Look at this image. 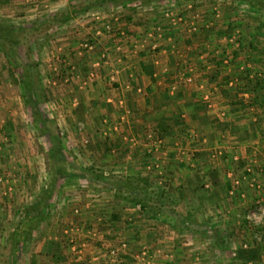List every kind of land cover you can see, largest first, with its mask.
I'll list each match as a JSON object with an SVG mask.
<instances>
[{"label":"crops","instance_id":"1","mask_svg":"<svg viewBox=\"0 0 264 264\" xmlns=\"http://www.w3.org/2000/svg\"><path fill=\"white\" fill-rule=\"evenodd\" d=\"M133 4L135 3L131 5ZM231 7L228 3L221 6V18L214 21L212 19L211 0L197 4L196 9L203 19L202 24L207 23L210 27L207 29L201 28L199 33L189 36L182 27L170 30L165 24H162V20L153 22L152 13L154 11L149 5L140 6L137 4L135 8L132 7L133 11H130L127 6H119L116 11H119L120 28L125 31L127 38L131 37V34L134 35L132 39H129L130 41L123 44L122 52H114V46L117 42H113L104 36L94 42L95 47L98 44L101 46L96 49L97 51L92 54L86 52V59L85 56L82 57L83 54H80L79 57L83 60H76V63L72 64L73 70L79 73L81 66L88 68L92 63L90 59L94 60V56L96 57L101 50L108 48L112 52L109 55L111 57L110 64L119 67L123 73L120 82L113 83L118 92L111 90V95L106 94L104 100H98L101 104H106L113 111H111L112 114L117 113L116 118H114L115 122L110 118L108 120L107 108L99 107L105 116L103 117L104 121H110L111 127H107V135L104 138L100 137L101 133L99 131L102 132V130H98L90 138L84 137L81 145L86 148L89 144H97L98 140L107 142L105 138L108 137V141L111 140V143L118 147L116 150L120 151L122 147V151L119 154L117 153L116 156L114 148H112L108 152L113 153L112 156L107 155L111 160L105 158L106 153H96L95 159L94 155L93 158L88 155L90 156L89 160H86L88 166L91 163L95 164V160L97 162L101 156L103 163L109 161L116 163V166L108 165L105 168L96 165L101 169L107 180L108 176H112L114 180L119 178H146L148 182L146 190L149 192L148 196L153 199L156 196L152 192L162 190L161 193L164 197L156 203L157 205L151 204V210H154V212L151 211L149 215L146 214L145 220L139 221L145 224V230L139 229L137 231L140 234H135V237L139 238L134 245H145L149 249L153 259L152 264H170L171 258L180 264H264L262 246L251 243V241H254L252 239L253 232L249 231L250 229H247L243 222V215L252 204L253 197L262 196L261 191L245 186L246 179L244 180L245 177L241 175L242 172L243 176L246 175L244 170L241 171V176H239L241 182L235 187L233 186L234 182L232 183L229 178V173H226L227 166L236 165L245 168L242 162L246 164L247 161L253 160L255 167L261 169L257 179L261 180L264 185V136L262 130L259 133L261 138L259 136L254 140L251 138L253 135L252 128L257 127L255 125L258 122L257 118L260 119V129L264 130V106L260 105L259 101L253 103L255 94L253 96L251 91V93L236 94L235 88L226 87L225 89L219 84L220 80L234 79L238 83V87L241 88L243 85L241 81L245 80L244 77L246 76L244 75L246 74L250 79H252V76H259L264 80V66L261 69L255 67L256 69H253V72L248 73L247 71L251 68L247 64H243L244 60H237L241 57H238L241 53H238L234 60H228L226 63H224L225 60H220L219 55H215L219 52L217 41L219 33L225 28L227 31L232 29V27L228 28L227 26L229 22L238 21V10ZM257 15L254 14V16ZM136 19H138V22L143 23L141 25L135 24ZM249 24L251 25V23ZM154 28H160L163 35L155 39L157 48L151 50L150 47H147L150 39L146 38L145 32L153 31ZM134 42H137V44L143 43L144 47L134 51ZM67 45L69 46V44ZM76 48L71 49L76 50ZM61 49L62 47H57V51ZM52 57L58 65V71H60L59 66L62 64L60 57L57 55H52ZM118 57H122V59L118 60ZM259 61L263 62L264 60H255V62ZM255 62L253 63L255 64ZM69 65L70 60L68 61ZM103 69H99V76L100 73H104L102 72ZM213 73L215 76L212 79ZM179 75L191 77L193 79L192 83L187 85L182 83ZM81 81H86V78L82 77ZM95 83L94 89H99V80ZM200 85H202V89L199 88ZM84 89L88 88L84 87ZM101 90L102 86L100 84ZM205 91L210 93L211 108L206 107L201 99ZM93 92L96 91L93 90L91 93ZM225 93L228 96H237L236 100H241V105H235L238 101H235L232 97L229 98L227 95L225 96ZM246 96H249V101H246ZM75 101L72 104L73 108L70 106V110L73 112L81 103L78 99ZM244 102L251 104L247 105ZM82 103L86 111L83 114L85 124L86 114L91 108L88 107L85 101L82 100ZM133 112L141 115L145 113L149 116L154 115L148 118L150 121H139L138 117L137 120L133 121L125 120L124 122L122 120V116L125 117V114L129 113L132 115ZM159 118H176L179 120V124L171 125L174 135L169 139H165L164 149L158 151L160 155H157L159 159L156 161L161 172L160 175H157L151 170L150 162L153 157L150 158L147 155L146 159L143 151L146 149L148 154L147 148L145 143L143 144L144 140L141 143L140 139L144 138L145 133L154 129L155 122ZM6 120H8L6 117L1 120L4 137L0 136V154L2 151L3 155H7L8 149L11 147L9 141L13 142L10 134L15 133L14 130L9 132ZM116 122H119L118 126L115 125ZM181 125L185 127L186 134H178L182 128ZM112 130H117L118 133L112 132L113 134L117 133V135H111ZM8 135L10 138H8ZM3 139H6V142H3ZM63 140L65 141L67 138L65 137ZM67 143L69 142L67 141ZM140 145H142V148H140ZM216 149L223 152L220 158L211 157ZM114 157L117 158L114 160ZM233 157L237 160L233 161ZM26 159L28 160L25 156L24 160ZM73 163L71 165L78 170L87 167L85 163L80 164V166H76L75 162ZM20 165L18 164V167ZM22 166L21 169L19 168L20 173L18 175L26 177L24 162ZM74 176L81 183L77 182L71 188L80 190V192L85 190L89 194L88 191L93 185L88 184L84 178L77 177L76 174L72 177ZM161 176L163 178L159 179L158 182L153 178L156 177L157 179ZM23 180L24 178H22ZM161 181L162 184H160ZM153 184H159L157 190L152 189ZM205 184H208V188L204 187ZM79 187L82 190L78 189ZM108 191L110 193L109 198L114 200V191L110 188H108ZM229 191H233L236 199L229 198ZM241 191L246 193V200L242 202L237 200ZM93 202L94 200L90 201L87 204L88 206L86 205V207H90V211L95 208ZM160 204L163 205L162 210L155 208ZM105 211L104 213H109V215L97 218L95 224L93 223L94 217L85 218L83 224L75 220L77 216L70 220L74 227L79 228L80 231L82 230L83 238L87 239L85 240L87 244L90 243L99 248L97 252H94L95 254L99 253L103 244L110 245L107 241L112 240H109L107 236H102L109 233L107 229L102 232L101 229L96 228L99 220L107 221L112 212L119 211L122 219L125 218V215H128L130 225L141 227L139 222H135V220L145 217L144 214H137L135 206L129 203L124 204L121 209L110 206ZM85 229L88 231H85ZM262 230H264V223ZM93 233H96L95 236H92ZM143 236L149 237L152 241L150 245L142 241L145 240ZM117 239L125 240L122 234L117 235ZM95 242L99 243L95 244ZM126 242H128L129 248L127 256H125V264H131L134 261L132 256L139 249L131 252L130 248L132 246L129 241ZM242 242H250L249 248L246 250L240 249L239 246Z\"/></svg>","mask_w":264,"mask_h":264},{"label":"rangeland","instance_id":"2","mask_svg":"<svg viewBox=\"0 0 264 264\" xmlns=\"http://www.w3.org/2000/svg\"><path fill=\"white\" fill-rule=\"evenodd\" d=\"M74 1L84 2L86 0H9L8 2L0 1V18L5 19L6 21L14 25H22L25 23L27 24L32 20H36L37 18L39 19L40 17L46 15L48 12H53L58 8H65L69 2H74ZM108 9H113V6L109 3L101 8L100 7L92 8L86 14L78 18H74L71 21H69L67 24L62 25L64 26V28L62 26H58V28H55L56 26L50 28L47 32L48 37H45V35L43 36L39 35L42 34L43 30L41 31V33L34 32L32 34L33 38L31 39L30 42L31 48L33 49L32 58L36 59L35 61H38L39 64L38 69L40 70V75L42 76L41 86L45 88L46 94L48 95V101L44 106H42V109L47 114L48 118L54 121V124L57 126L56 128L59 131L60 135L62 136V139L65 137L67 138V140L63 141L66 143L65 146L67 147V151L69 152L67 153V157L71 158L72 161L75 162L76 166H80V164L83 163L87 165L86 160H89L90 156L93 158V155L95 159L96 153L98 154L100 152L101 154L106 153L105 158L108 159H110V157H107V155L112 156L113 154V153L110 154L108 152L101 151L99 149L98 150L92 149L89 146L85 148L83 145H81V143L83 142L84 137L90 138L92 134H96V132H98V130H101L102 127L105 126L104 127L105 129L106 127H111L109 123L110 121H108L109 118L113 119V122H115L114 118H116L117 113L114 112L112 114L113 111L108 108L106 110V112H108L106 113L108 120H105V124H103L104 121L103 117L105 116L101 112V108L92 107L90 102L100 99L104 100L103 98L106 97L105 96L106 94L111 95L112 93L111 90L116 91V88H114L113 84L108 83L106 79V76H108L107 74L108 70L110 68H116V67L108 65L106 68L104 65L100 66L99 69L104 68L102 71L104 73H100V76H99V71L97 73L98 76L97 80H99L102 86L101 91H100V84L98 85L99 89L97 88L94 89V85L96 84L95 82L97 80L81 81L82 77L86 78L87 73L89 71V66L88 68L81 66L79 73L73 71L72 72L73 75H69V77H66L67 71L71 67H73L72 64L76 63V60H83V58H80L79 56L83 54L82 55L83 57L85 56V54H87L85 50L83 49L80 50L79 46L84 42H90L91 34L93 32V27L98 25V23L96 24L92 21H89V19L91 18L90 14ZM151 9L154 11L152 13L153 14L152 21L153 22L160 21L161 17L158 11L159 7L154 8V6H151ZM254 14L255 12H253L252 15L251 13L245 14L243 16V19L241 20L242 21L241 26L238 27L240 30L242 46L240 49L241 54L238 56L241 57L237 60H241V61L244 60L243 64L244 65L247 64L251 68L250 70L247 71L248 73L253 72V69H256L255 67L261 69V67L264 66V61L255 62V60H264V20L260 19L263 22V25H261L260 22H258L259 16L258 15L254 16ZM137 22L138 19H136L135 24L141 25L143 23V22L142 23L140 22L137 23ZM245 22L247 25L245 24ZM249 23H251V25ZM231 27H237V26L232 25ZM131 35L132 36L129 37V39H132V37H134L133 34ZM44 37L45 39L47 38L46 41ZM35 38H37V40ZM96 41L97 40H95V42ZM251 43L253 44L252 48L254 49L248 47V45ZM67 44H69V46ZM57 47H62V49L60 51H57ZM63 47L65 48L63 49ZM73 47L74 48L77 47L76 50L75 49L72 50L71 48ZM98 47H101L100 44L96 45L94 50L97 51L96 49ZM79 53H81V55ZM52 55H57L60 57V60H65V62H61L62 64L61 66H59L60 71H58L59 69L57 68L58 65L55 62ZM86 56L84 57L85 59ZM69 60H70V65L68 66ZM90 60L93 61V59ZM252 61L255 62V64ZM108 64H110V60H108ZM111 65L113 64L111 63ZM8 69L9 66L6 60H4L3 55L0 53V136H2V138L4 137L2 130L3 127L1 126L3 124L1 120L4 119V117L8 118L14 123V131H15L13 135L10 134L13 142L8 140L11 143V147L10 149H8L7 155H3L2 151L0 154V176L4 175L7 181H9V183H11L13 186V192L10 195L8 194L6 196L2 194V192H4L5 190H3L2 186H0V264H54L52 259L46 256L45 254V250H46L45 248L51 240L61 238L62 234L66 237L65 239L67 240L68 243H69L70 234L73 237H75L74 241H76V243L77 242L84 243V241L87 240L83 238L82 231H80L79 228L74 227V224L70 221L72 218L77 216L76 218H78L77 220L79 221V223L83 224L85 218L94 217L93 223L95 224L97 222V218L109 215V213H104V212H106L105 210H108L110 206L116 207L117 209H121L126 203V201L122 199H115V197L114 200L109 198L110 193H108L109 192L108 188L101 185H93L92 187H90L91 189H89L90 191H88L89 194L85 190H83V192H80V190L79 191L73 190L71 187L76 185L77 182L79 183L81 182L75 176H74L75 178L72 176L67 177L64 174V176L61 177L62 180L60 181L61 188L57 190L55 193H53L51 200L48 203L49 205L47 206V212L49 211V215L47 216L46 220L42 221L40 224L37 225V227L31 233L30 238L26 242L18 244L17 246H13V243L11 242V234L18 224L17 220L19 219V216H22L23 212L25 211L24 209L26 207H29V205L32 204L36 198L39 197V193H40L39 190L42 189L44 187L43 185H45L49 180V174L48 171L46 170L47 167L45 164L46 158L43 156V153H41L42 146L44 145V140L42 138H39V136H37V130L34 127V125L26 120L24 114V105L20 97L19 90L15 85L12 84V80H10L9 75L7 73ZM117 69L119 70L118 77L121 79L123 73L119 67ZM66 79L67 81H65ZM84 87L88 89L85 90ZM93 90L96 92L91 93ZM117 92L118 91H116V93ZM251 92L254 96V92L253 91ZM77 99L79 101L82 100L85 101L88 107L91 108L90 111H88V114H86L87 116L85 121L86 128L83 121V116L81 119H79L78 113H74L73 111L70 110V106L71 108H73L72 104L76 102L75 100ZM246 101H249V96L246 99ZM87 105L85 106L87 107ZM231 105L234 106L233 104ZM235 105H239V104H235ZM153 115L154 114L149 116L146 113L141 115L139 113L133 112L132 115L131 113H129L125 117L122 116V120L124 122L125 120L133 121V120H137L138 117L139 121H147L149 120L148 118L153 117ZM79 122L82 123L83 125L82 130H78L77 128V124ZM118 124L119 122L115 123L116 126H118ZM255 125H257V127L256 126L255 127L258 128L257 129L258 132L257 131L253 132V135L251 136L253 140L258 138V136L259 138H261L259 135V133L261 132L260 130H262L264 136V130L262 128L260 129V121H258ZM51 131H53L52 127H51ZM112 132H117V130H112L111 133ZM117 133L115 134L112 133L111 135L115 136L117 135ZM105 136L106 135L103 134L100 137L104 138ZM8 138H10L9 135ZM144 139L146 138L140 139V142L142 143L143 142L142 140ZM67 141L69 143H67ZM145 142L146 140H144L143 144ZM140 148H142V145H140ZM121 149L123 148L121 147ZM121 149L120 151L114 150L115 151L114 154L115 155L117 153L119 154V152L122 151ZM154 154L160 155L158 150L154 152ZM25 156L28 158V160L27 159L24 160ZM116 158L114 157V160ZM23 162H24V167H25L24 172L26 174V177H20L18 175V173H20L19 168L23 167L22 166ZM18 164L19 165L22 164V165L18 167ZM95 164L97 166H101L104 168L108 165L116 166V163L114 161L103 163L101 156L99 157L97 162L95 160ZM242 164H244L245 168L243 166L242 168L241 166L238 167L236 165L235 166L230 165V167L227 166L226 173L227 172L229 173L230 176L229 178L232 180V183L234 182L233 184L234 187L239 185V184L235 185V182L240 183L241 181L239 176L242 175V177H245L243 179L244 180L246 179L245 186L247 188L248 187L252 188L250 187L248 181L250 179L249 176L260 175L261 169L260 167L257 168L255 167L253 160L247 161L246 164L245 162L244 163L242 162ZM240 168L242 169L240 170ZM247 168L251 169V172H247L249 176L248 175L243 176V172L240 175L241 171L243 170L245 171L247 170ZM108 177H109L108 179L110 180L113 179L112 176H108ZM22 178H24L23 181ZM153 178L155 179V181L158 182V180L162 179L163 177L161 176L160 178L157 179L156 177ZM110 180H106V181L110 182ZM256 183L264 187L261 180L256 181ZM160 184H162V181L160 182ZM77 186H83V185H77ZM158 187L159 184L156 185L153 184L152 189L157 190ZM78 189L81 188L79 187ZM155 193L157 192L154 191V194ZM240 193H243L245 197L243 199L239 197L237 198V200L242 202L243 200H246V193L244 191H241ZM234 196L235 195L233 194V196L229 198L233 197L236 199V197ZM260 199H262L261 203L260 201L257 202ZM92 200H94L93 204L95 205V208L92 209L94 210L93 212L92 210L91 211L89 210L90 207H86V205L89 204L90 201ZM258 204H260V206H258ZM262 206H264V195L253 197L252 204H250L249 209L246 210L245 214L243 215L244 216L243 222H245L244 218L248 213L247 211L254 210L255 208L256 209L259 208L260 210H262L263 208ZM74 209L78 210L77 214L73 212ZM19 211L21 212L20 214H18ZM117 214L119 215L120 218L117 221H115L114 226L110 228V230H108L109 233L107 234V238L109 240L110 239L112 240L107 242L109 244H115L118 240L117 235L122 234L124 238H126L129 241L130 245L132 246L130 248L131 252H135L137 249L141 248L142 246H145V245L135 246L134 244L137 243L136 240L139 238V237H135V234H140L139 231L137 230L141 229L143 231L146 228V226H144L145 225L144 223L139 222L145 220L146 214H144L145 217L136 219L137 221L135 220V222H139L141 227L140 226L135 227L133 226V224L130 225L129 222L127 221L128 215H125L124 216L125 218L122 219L120 215L121 213L119 211L117 212ZM245 227L247 229H250L249 231L253 233L255 231H257V233L260 231H262L261 233L264 232V230H262L263 225L260 228H248L245 223ZM85 231L88 230L85 229ZM131 237L133 238L135 237V238L132 239ZM143 238L145 240L142 241L150 245V242L152 241H150L149 237L143 236ZM246 242H242V243H246ZM252 242L257 244L258 246L263 245L255 241H251V243ZM248 244L250 245V242H248ZM68 249L69 246L67 248V251L64 252L65 255L67 256V261L65 264H71L72 262L76 263L73 253L71 252L70 249L69 250ZM98 249H99L98 247L93 246L91 244L88 246L87 245L84 246L81 262L84 261V264H92L90 261L91 255L93 256V254H95L94 252H97ZM170 264H180V263L171 258Z\"/></svg>","mask_w":264,"mask_h":264},{"label":"trees","instance_id":"3","mask_svg":"<svg viewBox=\"0 0 264 264\" xmlns=\"http://www.w3.org/2000/svg\"><path fill=\"white\" fill-rule=\"evenodd\" d=\"M1 2H8L9 0H0ZM166 0H86L84 2L74 1L69 2L65 8H58L53 12H48L46 15L32 20L27 24L14 25L5 19L0 18V53L3 55L4 60H6L9 69L7 73L12 84L15 85L18 90L20 97L24 105V114L26 120L34 125L37 130V136L44 140V145L42 146L43 156L46 158V170L49 174V180L42 189H40L39 197L36 198L29 207H26L22 214L17 220L18 224L11 234V242L13 246L26 242L31 233L40 224L42 221L46 220L49 215L47 212V206L53 193L61 188L60 181L61 177L64 174L69 177L76 174L77 177H82L90 185H101L107 188H110L114 191L115 199L125 200L126 203L132 204L133 206L139 205L140 210L136 212L137 214H148L152 211L151 204L157 205L160 199L164 197L160 190L157 193H152L156 197L151 198L148 196L146 187L148 185L146 178H119L118 180L108 179L110 182L106 181L103 172L99 169L96 164H90L83 170H77L72 164V159L67 157V147L66 143L63 142L62 136L57 130V126L54 124V121L49 119L47 114L42 109V106L48 101V95L46 94L45 88L41 86L42 76L40 75V70L38 69V61L32 58L33 49L31 48L30 42L32 34L34 32L41 33V36H47V32L50 28L62 26L67 24L74 18H78L86 14L92 8L104 7L106 4H111L114 9L117 7H125L130 11H133L132 7H136L137 4L140 6L149 5L154 6V8L159 7ZM174 1V0H173ZM137 2V3H136ZM132 3H135L131 5ZM233 3L239 5H244L249 8V11L255 12L258 14V22L263 25L264 20V0H234ZM234 8L235 7H231ZM247 11V9H246ZM257 19V18H254ZM235 21L229 22L227 24L228 28L234 24V26L240 27L241 23H234ZM63 27V26H62ZM44 37V39H45ZM37 40V38H35ZM47 39V38H46ZM45 39V41H46ZM248 47L252 48L253 44H249ZM254 49V48H252ZM240 52H234L233 60L235 56ZM65 62V60H61ZM214 74V73H213ZM215 76V74L212 76ZM246 76V77H244ZM244 81L241 88L238 87V83L235 85V93H249L253 91L255 97L253 103L259 101L260 105L264 106V80L259 76H253L252 79L248 78L249 76L244 75ZM222 88L226 89L227 81L223 80L219 82ZM228 90V89H227ZM227 95L226 93L224 94ZM228 96V95H227ZM229 98L235 99L238 101L237 104L241 105V100H236L237 96L229 95ZM78 107L75 109L74 113H78V118L81 119L83 114L86 113L82 101H80ZM92 107H105L108 109L106 104H101L98 100L90 102ZM244 104L250 105L251 103ZM108 113V112H107ZM260 121L259 118H257ZM154 129L150 132L154 140H165L172 135H174L173 128L171 125H178V119H165L159 118L156 122ZM6 126L9 132L14 130V126L11 120H6ZM51 127L53 131H51ZM181 130L178 134L185 133V127L181 125ZM257 131V128H252V132ZM99 133H101L99 131ZM177 134V135H178ZM186 134V133H185ZM107 135V134H105ZM147 133L143 135L145 138ZM102 136V135H101ZM107 142L97 141V144L88 145L92 149L101 150L104 152H110L112 148L114 150L118 149L115 144L111 143V140L108 141V137L105 138ZM146 140V139H144ZM143 153L147 159V155L151 158L152 155L146 153L144 149ZM151 198V199H150ZM165 199H167L165 197ZM125 203V204H126ZM158 210L163 209V205L155 207ZM154 208V209H155ZM150 210V211H149ZM46 211V212H45ZM154 212V210L152 211ZM21 212L19 211L18 214ZM17 214V215H18ZM117 212H112L110 218L107 221H100L99 224H96L98 230L101 231L110 230L114 226L115 221L119 219ZM77 220V218L75 219ZM245 225V222H244ZM108 233L103 234L102 236L106 237ZM66 237L62 234L61 238L51 240L46 246L45 254L52 259L54 264L66 263L67 256L65 251L69 246V243L65 239ZM123 241H128L126 238ZM218 240V239H217ZM99 242H95L97 244ZM220 246V244H219ZM71 264H84L83 262H76Z\"/></svg>","mask_w":264,"mask_h":264},{"label":"built area","instance_id":"4","mask_svg":"<svg viewBox=\"0 0 264 264\" xmlns=\"http://www.w3.org/2000/svg\"><path fill=\"white\" fill-rule=\"evenodd\" d=\"M202 1L206 0H166L164 1L160 6H159V13L161 20L163 21L162 24H165L168 29H176L178 27H182L183 29L186 30L189 36L195 35L199 33V30L201 28H209L210 25L207 23L202 24L203 19L201 18V15L198 13L196 7L197 4H199ZM234 0H211L212 3V19L215 21L220 20L221 18V6L226 5L228 3L232 7L237 8L238 10V21H235L234 23H241V20L243 19V16L245 14H252L253 11H249V8L244 5H239L237 3H233ZM247 9V11H246ZM89 15V14H87ZM90 19L89 21H92L94 23H98V25L93 27V32L91 34V39L90 42H84L81 44L80 50L83 49L85 52L92 54L95 52V40H97L100 37L106 36L107 39L112 40L113 42H117L114 46V52L121 53L122 52V46L123 44L127 41H130L129 38H127L125 31L120 28L119 26V11H116V9H108L96 13H91L90 14ZM234 25V24H233ZM217 29V28H216ZM163 32L160 30V28H154L153 31H147L145 32L146 38L150 39V43H148L147 47H150L151 50H155L157 48L156 44V38H159V36L163 35ZM220 35L218 36V43H219V48L217 52L220 56V60H225L224 63H226L228 60H233V54L234 52H240L241 49V35H240V30L238 27H232L231 30H226L223 29L219 33ZM144 44L137 42L133 43V48L134 51H137L139 48H143ZM111 49V48H110ZM113 50V49H112ZM109 50L108 48H105L101 50V52L95 57V59L92 61V63L89 66V71L86 76V81H94L98 76L97 73L99 71V68L101 65H104L106 68L107 66H112L111 64H108V60H111L109 56ZM81 54V53H79ZM59 59V58H57ZM118 60L122 59V57H118ZM116 68H110L108 70V76H106L107 82L110 84L113 83H118L120 78L119 76V70ZM73 67H71L67 71V76L72 74L73 72ZM180 76V81L184 84H191L193 79L189 76H184V75H179ZM67 81V79L65 80ZM237 84L236 80L231 79L227 81V88H235V85ZM200 89H202V85L199 86ZM248 97L246 96V99ZM202 101L206 104V107L211 108L212 103H211V98H210V93L208 92H203ZM223 114V113H222ZM127 115V114H125ZM105 124V121L103 122ZM105 127V126H104ZM102 128L101 135H105L107 132V127ZM78 130H82L83 125L82 123L77 124ZM105 129V130H103ZM109 131V130H108ZM146 142L145 146L147 148V152L152 154L151 157H153V160H151V170L155 172V174L160 175V166L157 163L156 160H158V156L154 154V152L162 151L164 149V140H154L152 138V134L150 132L147 133L146 135ZM3 142H6V139H3ZM222 150L216 149L212 153V158H220L222 156ZM157 156V157H155ZM236 161L237 159L233 157V161ZM148 168V166H147ZM246 175L249 176L247 172H251L250 168H247L245 170ZM245 175V176H246ZM249 184L250 187L258 189V191H261L262 196L264 195V187L261 185H258L256 181H258L257 176H249ZM238 182H235V185H237ZM0 186H2V189L5 190L2 192L3 195H10L13 192V186L7 179L4 177V175L0 176ZM205 188H208V184L204 185ZM235 195V194H234ZM228 196L231 197L233 196V191L228 192ZM243 199L245 196L243 193L238 194V198ZM261 200H258L257 202ZM260 206V204H258ZM262 210L254 209V210H249L247 211L248 213L246 214L244 220L246 223V226L248 228H260L263 223H264V206H262ZM135 210L136 212H139L140 206L137 204L135 205ZM75 214L78 213L77 209H74L73 211ZM128 222L130 219L128 218ZM71 231V229H70ZM82 231V230H81ZM76 232V231H75ZM67 233V232H65ZM96 234V233H95ZM93 233L92 236H95ZM252 239L257 242L263 244L262 248V255H264V233H261L255 231L252 234ZM75 237H73L71 234L69 235V249L73 253V256L75 257L76 262H81L82 260V254H83V247L88 246L87 242L84 241V243H76ZM128 242L123 241V240H117L115 244H110V245H102V248L100 247L101 250H99L98 254H93L91 255L90 261L92 264H125V256H127V251H128ZM240 248L242 250H246L249 248L248 243H242L240 245ZM68 249V250H69ZM134 261L131 264H152V256L149 253V249L146 246H142L139 248V250L135 253L134 256H132ZM250 264V263H249Z\"/></svg>","mask_w":264,"mask_h":264}]
</instances>
